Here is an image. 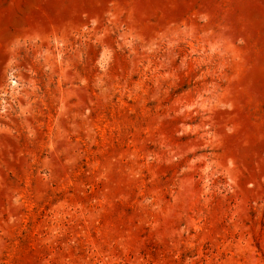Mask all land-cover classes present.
Listing matches in <instances>:
<instances>
[{
  "label": "rangeland",
  "instance_id": "obj_1",
  "mask_svg": "<svg viewBox=\"0 0 264 264\" xmlns=\"http://www.w3.org/2000/svg\"><path fill=\"white\" fill-rule=\"evenodd\" d=\"M0 264H264V0H0Z\"/></svg>",
  "mask_w": 264,
  "mask_h": 264
}]
</instances>
